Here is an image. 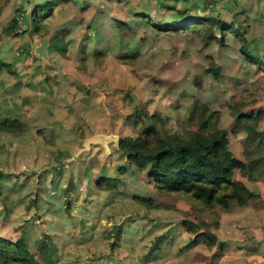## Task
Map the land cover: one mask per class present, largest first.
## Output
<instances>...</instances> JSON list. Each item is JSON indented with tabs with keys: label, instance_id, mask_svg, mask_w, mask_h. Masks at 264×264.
<instances>
[{
	"label": "rangeland",
	"instance_id": "1",
	"mask_svg": "<svg viewBox=\"0 0 264 264\" xmlns=\"http://www.w3.org/2000/svg\"><path fill=\"white\" fill-rule=\"evenodd\" d=\"M42 1L0 0V117L18 123L0 132V236L22 240L40 264H264L262 183L235 170L258 197L231 211L206 207L190 194L164 193L117 148L120 137L151 123L146 114L158 117L162 134L197 131L207 118L227 131L230 150L244 161L236 116L264 109V73L237 39L226 34L221 44L185 29L159 30L151 22L176 17L165 4L186 6L174 0H70L53 6L44 33L22 23L9 28ZM212 3L207 14L246 23L237 9ZM191 4L188 13L200 12ZM262 23L244 36L264 62ZM58 29L65 49L47 47L40 57L39 40ZM104 177L115 178L116 188L98 187ZM186 221L199 228L188 231ZM203 231L214 244L192 243Z\"/></svg>",
	"mask_w": 264,
	"mask_h": 264
},
{
	"label": "trees",
	"instance_id": "2",
	"mask_svg": "<svg viewBox=\"0 0 264 264\" xmlns=\"http://www.w3.org/2000/svg\"><path fill=\"white\" fill-rule=\"evenodd\" d=\"M68 1L70 0H44L35 3L28 12L21 10L18 17L12 18L9 28L15 29L19 23H22L35 34L44 33L47 28L44 19L48 17L53 6ZM174 1L185 3L186 6L180 9L175 3L165 4V8L176 11V17L167 24L151 22L156 28L173 31L185 29L200 34L205 41L216 40L221 44L225 35L231 34L237 39L241 54L257 64L264 73V62L249 48L250 42L244 36L250 28L249 24L234 20L233 17L228 18L220 12L215 15L207 14L206 5H213L208 0H202L203 5L199 7L191 4L192 0ZM189 3L190 8L198 9L200 12L188 13ZM141 15L147 17L143 13ZM118 24L120 28L125 26L120 21ZM215 30L220 34L217 35ZM63 33V29H58L48 38V51L65 49L66 42L61 43ZM135 55L123 54L122 58H132ZM209 70L214 77L219 75L218 68L214 64H210ZM146 116L151 123L144 125L136 136L120 137L117 148L129 164L138 171H146L154 185L164 193L190 194L204 206L219 207L224 211L244 206L248 200L258 197V194L250 190L243 181L236 179L234 173L235 170H239L249 181L264 185V130L260 127V123L264 121V109L240 112L236 116L235 129L245 134L241 142L244 161L237 159L230 150L227 131L209 123L207 118L199 124L200 128L197 131L182 135L162 134L154 123L158 117L155 114H146ZM17 126V122L0 117V132L13 131ZM117 183L115 178L104 177L98 179L97 186L110 190L116 188ZM137 201L151 207L146 201L138 198ZM185 225L188 231H196L199 228L189 221H186ZM114 232L118 237L120 227L116 226ZM200 237L209 241L210 245L215 242L212 234L203 231L196 235L192 243H196ZM165 238L164 234L156 237L153 247L158 248L160 241ZM44 246V242L39 244L41 250ZM114 246L112 241L110 248L113 249ZM44 259L43 262H47L49 258L44 255ZM12 261L18 264H40L29 253L27 245L22 240L12 241L0 236V263Z\"/></svg>",
	"mask_w": 264,
	"mask_h": 264
},
{
	"label": "crops",
	"instance_id": "3",
	"mask_svg": "<svg viewBox=\"0 0 264 264\" xmlns=\"http://www.w3.org/2000/svg\"><path fill=\"white\" fill-rule=\"evenodd\" d=\"M208 1H212V2L216 1V4L221 6L223 5L224 12L231 7L237 9L236 11L240 12L239 16H243L245 14L244 17L246 18L244 19L246 20V24L258 26V24L262 23L260 21L264 20V0H208ZM241 11H243V13ZM262 24H264V22Z\"/></svg>",
	"mask_w": 264,
	"mask_h": 264
},
{
	"label": "water",
	"instance_id": "4",
	"mask_svg": "<svg viewBox=\"0 0 264 264\" xmlns=\"http://www.w3.org/2000/svg\"><path fill=\"white\" fill-rule=\"evenodd\" d=\"M49 44L48 38H41L39 40V45L35 47V52L42 58H46L47 55V47Z\"/></svg>",
	"mask_w": 264,
	"mask_h": 264
}]
</instances>
